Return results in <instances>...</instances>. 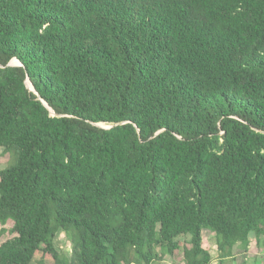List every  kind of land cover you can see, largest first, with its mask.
<instances>
[{"label": "trees", "instance_id": "16d2710c", "mask_svg": "<svg viewBox=\"0 0 264 264\" xmlns=\"http://www.w3.org/2000/svg\"><path fill=\"white\" fill-rule=\"evenodd\" d=\"M0 147V264L223 263L264 238V0H0Z\"/></svg>", "mask_w": 264, "mask_h": 264}, {"label": "rangeland", "instance_id": "374dc122", "mask_svg": "<svg viewBox=\"0 0 264 264\" xmlns=\"http://www.w3.org/2000/svg\"><path fill=\"white\" fill-rule=\"evenodd\" d=\"M15 63V60L12 61ZM101 126H108L103 123H100ZM9 155L7 152L0 147V169L5 167L9 163ZM12 226V222L8 221L3 227L5 229L4 232L0 230V243H2L7 238L11 237L13 234L8 230ZM1 229V225H0ZM177 240L183 243L184 246H189V235H178L176 237ZM54 244L58 251L62 252L63 254L69 256L71 251V243L68 238L65 236L62 230H58L55 238ZM202 245L203 247L208 250L209 254L211 255V262L210 264H220V258L218 257L217 249H216V240L214 233L204 229L202 231ZM183 247L179 250H176L172 255H165L162 259L157 260L155 264H184L183 260ZM44 259L47 264H53V258L48 253H43L42 251H37L34 255V261L38 259ZM264 260V238L260 240H256L253 234L250 235V245L246 250L242 248H237L235 253L232 257L225 258L223 263L221 264H240L243 261L246 264H253L256 261H263Z\"/></svg>", "mask_w": 264, "mask_h": 264}]
</instances>
